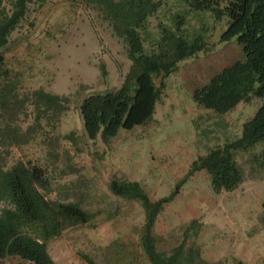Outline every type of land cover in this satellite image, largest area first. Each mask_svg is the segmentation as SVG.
I'll return each instance as SVG.
<instances>
[{
    "label": "rangeland",
    "instance_id": "rangeland-1",
    "mask_svg": "<svg viewBox=\"0 0 264 264\" xmlns=\"http://www.w3.org/2000/svg\"><path fill=\"white\" fill-rule=\"evenodd\" d=\"M163 1L153 26L159 19L168 23L184 8L181 0ZM186 25L204 31L209 51L181 62L164 79L150 121L120 131L108 143L86 136L79 113L85 98L119 89L131 65L103 16L81 0H34L11 35L5 60L19 96L43 89L68 97L69 110L55 128L43 121L27 144L0 146V165L9 169L17 162H33L48 178L49 191L41 190L46 199L78 203L92 215L86 225L48 243L56 264H88L84 257L95 264H151L141 242L144 208L112 194L114 178L139 183L152 201L177 192L154 226L159 252L170 255L197 221L199 227L191 228L185 240L186 251L198 249L209 264H264V142L235 153L243 182L234 191L215 193L207 172L193 171L208 150L241 137L243 124L257 114L263 99L252 97L224 114L199 106L194 90L244 55L236 39L221 41L226 19L191 13ZM17 123L23 130L35 126L33 105ZM0 264L31 263L8 258Z\"/></svg>",
    "mask_w": 264,
    "mask_h": 264
},
{
    "label": "trees",
    "instance_id": "trees-1",
    "mask_svg": "<svg viewBox=\"0 0 264 264\" xmlns=\"http://www.w3.org/2000/svg\"><path fill=\"white\" fill-rule=\"evenodd\" d=\"M81 1L97 10L110 24L131 62L119 89L91 95L79 106L86 136L91 140L101 138L105 143L122 130L131 131L150 121L162 97L164 79L175 73L181 62L209 51L204 31L186 25L191 13L208 12L218 22L226 19L221 41L236 39L244 58L225 67L204 87L195 89L194 101L219 114L250 102L252 97L263 99V104L243 124L239 139L208 150L194 163L193 171L205 170L215 193L236 190L243 182V171L236 164L235 153L264 142V0H181L183 10H187L186 19L182 10L174 13L168 23L159 19L155 26L152 19L157 18L165 5L163 0ZM33 2L0 0L1 147L27 144L43 121L55 128L69 110L68 97L43 89L20 97L17 83L6 66L5 51L11 35L26 19ZM101 73L106 75L103 66ZM29 103L34 106L35 126L23 130L17 121ZM109 189L117 197L142 204L145 224L141 242L151 264H209L201 259L198 249L186 251L185 248L190 229L199 227L197 221L185 230L184 242L170 255L157 249L153 234L155 223L165 204L177 192L152 201L139 183L117 178L110 182ZM41 190L49 191V181L38 165L30 161L17 162L9 169L0 165V203L4 204L0 209V263L8 258H20L31 264H56L48 251V243L91 221L92 215L78 203L50 201ZM262 209L264 223V202ZM84 259L88 264H95L87 257Z\"/></svg>",
    "mask_w": 264,
    "mask_h": 264
}]
</instances>
